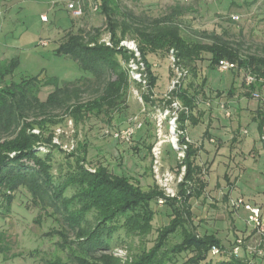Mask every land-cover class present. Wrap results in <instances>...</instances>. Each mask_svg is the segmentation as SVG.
I'll return each instance as SVG.
<instances>
[{
  "label": "rangeland",
  "instance_id": "rangeland-1",
  "mask_svg": "<svg viewBox=\"0 0 264 264\" xmlns=\"http://www.w3.org/2000/svg\"><path fill=\"white\" fill-rule=\"evenodd\" d=\"M71 1L73 0H0V48L6 43L9 56L19 59L20 65L13 73L14 77L40 74V77L57 76L62 80L81 75L83 72L72 58L54 52L56 44L63 40L68 31L76 32L82 29L93 32L94 29H100V41L111 43L106 19L99 9L93 8L94 0H74L81 6L80 15H75L68 8L67 4ZM118 2L120 12L129 11L146 18L169 13L178 3L183 7V12L176 19L181 22L183 31L188 35L209 41L199 30L215 32L231 40H239L242 43L243 54H262L264 0H118ZM42 15H46V21L42 20ZM117 18L122 20L124 16L118 13ZM41 39L48 40V44L41 45ZM122 41L135 43L129 34ZM208 56L209 54L204 53V58L196 62L198 68L196 76L186 68L180 67L183 76L179 77L182 86L187 87L191 82L193 84L191 89L199 91L196 98L199 102L194 111L200 115L201 123L196 125L187 123V135L190 139L196 140V145L202 147L205 143L208 149L204 148L198 152L196 158V162L202 167V176L208 184L201 197H192L189 201L192 223L197 233H215L223 244L221 250L223 253H209L200 264H220L233 253L238 238L242 239V243L236 255L246 259L249 264H264L262 238L248 224L246 214L242 210L237 213L239 208L231 204L233 198L229 196L230 190L234 187L233 196L237 194L244 196L242 188L247 183V177L243 173L247 162L253 166L248 171L252 170L255 174L264 172V151L258 147L260 154L252 158L247 155L242 145L244 152L234 147L228 151L219 150L221 146L229 143V135L235 134L233 131L237 116L235 105L244 93L240 90L242 87L236 85L240 83V72L232 70L220 72L211 69L208 66ZM149 58L152 70L157 76L155 87L147 94L152 102H146L141 94L147 92V84L138 87L131 82L124 105L120 109L108 112L109 114H91L76 121L68 114L61 116L60 112L56 113V117H60L61 120L48 126L53 131L52 148L46 149L42 146L38 148V155L41 157H45V154H48L46 152L50 151L48 154L52 161L50 172L54 183L67 180L66 173L74 163V156L70 155H81L80 142H87L88 152L84 163L87 169L94 171V165L101 163L112 171L125 172L138 179L144 189L155 184L160 188L152 171L151 152V148L158 143L161 149L158 174L168 172L173 176L168 187L176 193L175 197L179 196L177 181L179 158L172 145L174 134L170 126L176 109L166 102L172 89V80L176 75L174 71V74L172 73L168 52L149 55ZM229 87L233 88L232 93H229ZM51 89V86L42 87L39 97L45 99ZM93 96L95 92L89 91L84 98ZM209 99L226 101L225 105L233 108V114L225 117L216 104L206 106L205 102ZM131 115H138L143 124L130 142H120L102 134L107 127H124ZM54 117L52 112L48 114V118L58 119ZM245 124L248 130L246 137L253 138L256 134L252 130L253 123ZM33 132L38 133L39 129L35 128ZM148 145H151L150 149ZM231 169L234 170V174L230 173ZM251 183V186L245 189L248 192L247 196H253L255 205L263 210L264 184L254 179ZM73 193V186L67 187L64 191L65 197H70ZM12 194L14 198L9 210L6 209V200L0 196L2 211L0 264H48L55 261H59L60 264H73L68 248H63L59 244L61 237L52 232V229H62L63 221L56 212H53L54 207L50 201L37 200L35 203L30 192L24 187ZM152 207L155 210L153 231L145 237L138 238L127 236L120 228L113 234L114 255L124 260L143 243L146 242L147 246L152 245L157 228L168 223L171 212V208L165 202L162 205L155 202ZM88 215L91 217V214ZM118 219L121 223L122 218ZM68 237L71 239L73 235L68 234ZM180 239V232L177 231L169 237L168 246ZM189 255L191 254L188 252L179 254L178 263Z\"/></svg>",
  "mask_w": 264,
  "mask_h": 264
},
{
  "label": "trees",
  "instance_id": "trees-1",
  "mask_svg": "<svg viewBox=\"0 0 264 264\" xmlns=\"http://www.w3.org/2000/svg\"><path fill=\"white\" fill-rule=\"evenodd\" d=\"M93 2L106 19L110 45L100 41V29L93 32L79 29L68 31L54 49L55 54L69 56L78 64L83 72L78 77L61 80L57 76L37 74L16 78L13 73L19 66V59L11 57L0 61V196L6 200L7 210L14 198L12 193L21 187L27 188L35 203L49 200L53 212L61 217L64 225L52 232L61 237L59 244L68 248L73 264H177V256L183 252L191 255L178 264H200L211 253L213 245L220 248L218 254L223 253V244L215 233H197L192 223L189 201L192 197H201L208 184L202 176L201 165L196 162L198 145L189 142L184 157L177 163L178 173L184 166L177 197H165L157 184L144 189L138 179L125 172L112 171L101 163L94 165V171L87 169L84 165L87 142H80L81 155H70L74 156V163L66 173L67 180L56 184L50 172V151L41 157L38 148H52L53 131L48 126L61 120L56 117L57 112L61 116L68 114L76 121L91 114H109L124 105L131 82L141 86L129 73V60H136L133 51L120 45L127 34L135 41L140 60L146 67L147 92L141 93L146 102H152L147 94L157 82L149 55L173 49L176 64L196 76V62L207 53L208 66L212 69L220 59H227L237 62L239 69L264 77V45L262 54H243L242 43L225 35L199 30L209 41L192 37L183 31L181 22L176 19L183 12L178 3L169 13L146 18L129 11L120 12L118 0ZM118 13L124 16L122 20H118ZM44 86L52 89L42 100L39 93ZM192 86L191 82L187 87L176 85L166 99L169 105L177 100L184 107L177 111L178 130L185 131L187 123H198L193 110L199 91L191 89ZM89 91L95 92V96L85 99ZM51 112L58 119L48 118ZM262 127L263 119L259 123L261 131ZM35 128L39 129L38 133L33 132ZM178 140L180 144L185 143L181 134ZM70 186L74 187V193L65 197L64 191ZM159 197H164L171 208L170 219L157 228L152 245L143 243L124 260L114 255L113 234L120 228L127 236L138 238L153 231L155 210L152 205ZM177 231L181 239L168 246L169 237ZM68 234L73 237L70 239ZM220 264L249 262L231 253Z\"/></svg>",
  "mask_w": 264,
  "mask_h": 264
},
{
  "label": "built area",
  "instance_id": "built-area-1",
  "mask_svg": "<svg viewBox=\"0 0 264 264\" xmlns=\"http://www.w3.org/2000/svg\"><path fill=\"white\" fill-rule=\"evenodd\" d=\"M68 8L72 10V12L75 15H80L81 14V6L78 5V1H71L70 3L67 4ZM93 8L95 10L98 9L97 4H94ZM43 21H46V15L41 16ZM106 44L110 45L109 42H105ZM40 44L46 46L48 44V40L41 39ZM120 45L125 46L127 49L130 51H133L134 58H131L128 62V68H129V73L130 77L137 82L141 84H147L146 81V67L144 63L140 60V53L137 49V46L134 42H127V41H121ZM169 58L171 60L172 64V69L175 72V79L172 80V89L176 85H180L181 81L179 77L182 75V72L180 70V66L176 64V56H175V51L173 49L169 50ZM215 68L219 71H227V70H239L243 71V81L244 85L248 87L250 90V96L255 99L260 101L262 104H264V77L263 76H257L256 74L248 71H244L243 69H239V66L237 62L234 61H229L227 59H220L218 63L216 64ZM183 76V75H182ZM255 85L253 88L251 86ZM144 86V87H145ZM171 105L175 107L176 115L177 111L184 109V107L177 101L174 100ZM219 108L223 112L225 117H230L231 116V111L227 105L224 103H219ZM176 115H173L174 117L171 119L170 126H171V132L174 134V139L172 141L173 148L176 149L177 155L179 159H182L185 154V150L187 148V144L191 142L190 137L187 135V131H182L177 129L176 125ZM142 120L139 118L138 115H131L128 117L126 124L122 128H112V127H107L103 130V135L110 137L114 140L128 143L132 140L134 134L137 132L142 127ZM263 129H264V121H263ZM246 133V130H244ZM179 134L183 135L185 138V143L180 144L178 140ZM211 141H213L212 138H210ZM262 144L264 148V133L262 135ZM152 152V171L153 174L155 175L156 181L158 182L160 189L164 192L165 197H175L176 193L173 192L172 189L168 187V183L173 180V176L170 175L168 172L163 173L159 175L160 167V155H161V149L158 143L154 145L151 148ZM184 173V166L181 167V170L179 172V176L177 177L178 183L181 181L182 176ZM160 176V178H158ZM165 202L164 197H159L157 199V203L162 205ZM231 204L235 206L236 208L243 207L246 211H248L247 219L246 221L248 224L252 227L253 230L258 233V235L262 238L264 242V216L262 215V209L255 204H252L250 202H246L243 197L239 196L235 199L231 200ZM237 244L233 248V254H237L238 249L241 246L242 239L238 238L236 240ZM211 253L212 254H218L220 252V248L216 245H213L211 247Z\"/></svg>",
  "mask_w": 264,
  "mask_h": 264
},
{
  "label": "crops",
  "instance_id": "crops-1",
  "mask_svg": "<svg viewBox=\"0 0 264 264\" xmlns=\"http://www.w3.org/2000/svg\"><path fill=\"white\" fill-rule=\"evenodd\" d=\"M58 44H56V46ZM7 47H8V45L6 43L2 44V47L0 48V61L1 60H5V59H9V58L12 57V56H9V54L7 52L8 51ZM19 65H20V63H19ZM232 71H236V73L240 72V74H241L240 83H238V84L236 83V85H239V86L242 87L240 90L244 93V95L242 94L243 97L235 105V109L237 110V112H236L237 116H236V125H235L233 131L237 135H235L233 133H232V135H229V143L227 145L221 146L219 148V150L220 151L221 150L228 151V150H230V149H232L234 147V148H236L238 150L243 151L242 150V147H243L244 150L247 151V152L246 151L245 152L247 153L248 156H250L252 158H256L257 155L260 154V150L259 149L257 150L258 147L262 148L263 151H264L263 144H262V135L264 133V129L262 127V131H261L260 128H259V123H260L261 119H263V121H264V104H262L258 100L253 99L250 96V90L248 89V87H246L244 85V81H243L244 74H243V72L242 71H237V70H232ZM220 72H224V71H220ZM65 80H70V79H65ZM232 92H233V88L229 87V93H232ZM198 102L199 101H196V106H195L194 110L197 108ZM212 102H214V103H212ZM219 103H224L225 104L226 101H223L221 99L220 100L216 99V101H212V100L209 99V100H207L205 102L206 106H211L213 104H216L217 107L219 106ZM228 107H229L230 111L233 114V112H234L233 108H231L229 105H228ZM194 110H193V113H194L195 116L198 117V123H201L200 115L195 113ZM250 122L253 123L252 130H253L254 133H256L253 138H247L246 137V134L248 133V130H247V128H245V125H246L245 123L250 125ZM189 125H193V124H189ZM187 129H188V127H187ZM244 130H246V133L244 132ZM239 131L241 133H238ZM242 136H244V137H242ZM191 142L195 143L196 140L191 139ZM209 145H210V143H209ZM241 145H242V147H241ZM204 148L207 149L205 143L202 145V147L199 148V152L204 150ZM263 166H264V158H263ZM250 167L252 168L253 166L250 164V162H247V164H245V168H244L245 170H244V173H243L247 177V179H246L247 183L245 184L244 188H242L243 189L242 190V194H244V196L241 195V194H237V196H233V193H234L233 190L235 189V187L230 190L229 196H231V199L232 198L234 199V198H237L239 196H242L243 199L246 202H250L252 204H255L254 201H253L254 197L253 196H247L248 192H246L245 189L249 188L251 186V184H252L251 181L253 179L264 184V172L260 171L259 173L255 174L252 170H250L251 172L248 171V169ZM233 171L234 170L231 169L230 173L234 174ZM253 182H255V181H253ZM249 199H251V200H249ZM241 210L246 214V216L248 215V211H246L243 207H239L237 213H239ZM262 215L264 216V209L262 210Z\"/></svg>",
  "mask_w": 264,
  "mask_h": 264
}]
</instances>
